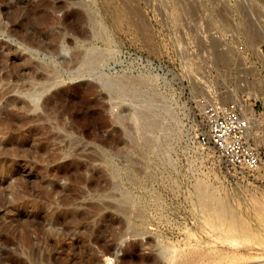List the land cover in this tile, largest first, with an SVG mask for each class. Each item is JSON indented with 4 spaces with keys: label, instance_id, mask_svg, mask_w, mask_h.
<instances>
[{
    "label": "rangeland",
    "instance_id": "374dc122",
    "mask_svg": "<svg viewBox=\"0 0 264 264\" xmlns=\"http://www.w3.org/2000/svg\"><path fill=\"white\" fill-rule=\"evenodd\" d=\"M89 50L184 106L165 156L139 139L130 103L76 74ZM262 51L264 0H0V257L264 264V164L228 172L198 139L204 103L264 104Z\"/></svg>",
    "mask_w": 264,
    "mask_h": 264
},
{
    "label": "bare ground",
    "instance_id": "6f19581e",
    "mask_svg": "<svg viewBox=\"0 0 264 264\" xmlns=\"http://www.w3.org/2000/svg\"><path fill=\"white\" fill-rule=\"evenodd\" d=\"M252 40L253 42L256 41L255 38H252L251 41ZM110 58H111L110 56L103 57V55H101L100 53L97 54L96 52L94 53L92 52V50H89L84 55H81V57L79 58L77 71L84 72V68H87L89 71L94 72L96 79L100 83L101 87L105 89L111 95L112 98L119 99L120 101L123 102L127 101L128 103H130L133 109L135 108L133 112L134 125L138 133V136L140 133L139 139L141 140V142L154 147L155 145L157 146L159 145L160 146L159 148L161 149L164 148V146H166L165 148H168L166 149L168 153L170 148L169 141L173 138V135L177 131H180L183 128H185L186 123H184L183 118L181 116L186 111L184 106H182L179 103V101L176 100L174 97L166 96V94L160 92L154 83L151 82L148 84L145 83V85H148L149 88L148 86H146V88L145 87L142 88L141 85L137 86L135 82L131 81L130 79L125 80V78H122L120 76L107 74L105 71L107 69V63L110 60ZM249 86H251V83L248 82L245 86V89L247 87L249 88ZM32 87L29 91L25 92L24 94L25 101L27 104L33 105L34 107L37 108L39 107V102L43 97V94L47 92L49 88H47L45 85L33 89ZM253 95L255 97H259L258 93L256 92H254ZM244 99L241 96H239L238 100L240 103L241 102L243 103L245 101ZM250 104L246 106V110L248 111V115H249L248 117L252 122L256 123L257 119L256 116L254 115L253 106ZM257 127L258 126H256V131L259 132ZM154 128L156 132L153 131ZM263 143H264V136H262V139L261 137L258 139L257 142L258 147L262 146ZM221 159L223 162L222 157ZM201 188L202 190H205L207 187L202 186ZM39 230H38L37 238L39 242L44 241L42 238H44L46 234L40 232ZM4 242L6 246H8L10 240L5 238ZM27 244L29 245V242H27ZM44 244L47 246V248L50 245L49 243H45V242ZM35 248L34 250L30 249V251L28 253L25 252V254L27 253L26 255L29 257V259L34 261L35 264L37 263L35 262L37 261V258L40 259V261L43 263L44 257L42 258V256H40L39 258V252H40L39 246L38 248L36 249ZM18 261H21V259L13 255L11 256L10 253L7 252V250L3 252V256L0 257V264H17L16 262ZM45 263L53 264L50 261V259L46 260Z\"/></svg>",
    "mask_w": 264,
    "mask_h": 264
},
{
    "label": "built area",
    "instance_id": "2783aa9c",
    "mask_svg": "<svg viewBox=\"0 0 264 264\" xmlns=\"http://www.w3.org/2000/svg\"><path fill=\"white\" fill-rule=\"evenodd\" d=\"M245 51L243 45L237 47L238 54H245ZM260 74L264 77V69ZM247 105L246 101L240 103L235 98L206 102L200 110L204 129L198 132L199 142L223 158V167L228 172L248 174L258 171L264 164V143L260 147L257 145V140L264 136L261 130L264 126V104L258 108L253 106L256 123L248 117Z\"/></svg>",
    "mask_w": 264,
    "mask_h": 264
},
{
    "label": "water",
    "instance_id": "95a60500",
    "mask_svg": "<svg viewBox=\"0 0 264 264\" xmlns=\"http://www.w3.org/2000/svg\"><path fill=\"white\" fill-rule=\"evenodd\" d=\"M76 74H77V75H81V76L88 75V76H91V77H93V78L96 79L95 73L92 72V71H89L87 68H84V72H79V71L76 70ZM96 80H97V79H96ZM153 131L156 132L155 128H154ZM166 149H167V148H165V147L163 148V151H164V152H162V156H165V155L167 154ZM219 207H221L220 204H219Z\"/></svg>",
    "mask_w": 264,
    "mask_h": 264
}]
</instances>
